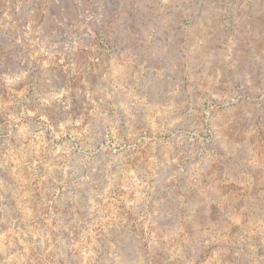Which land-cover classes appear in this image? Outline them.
<instances>
[{
  "label": "rangeland",
  "instance_id": "rangeland-1",
  "mask_svg": "<svg viewBox=\"0 0 264 264\" xmlns=\"http://www.w3.org/2000/svg\"><path fill=\"white\" fill-rule=\"evenodd\" d=\"M0 264H264V0H0Z\"/></svg>",
  "mask_w": 264,
  "mask_h": 264
}]
</instances>
